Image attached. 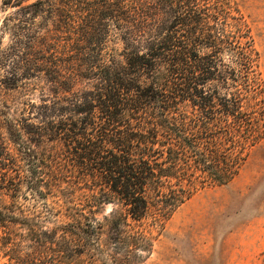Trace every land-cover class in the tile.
I'll return each mask as SVG.
<instances>
[{"label":"trees","instance_id":"1","mask_svg":"<svg viewBox=\"0 0 264 264\" xmlns=\"http://www.w3.org/2000/svg\"><path fill=\"white\" fill-rule=\"evenodd\" d=\"M226 9L222 0H0V85L41 78L47 92L32 105L38 123L10 124L29 184L66 169L88 204L121 206L105 216L111 244L143 249L145 230L128 220L162 225L198 189L229 183L264 138V97L252 39ZM61 229L63 242L78 236L75 251L100 249L103 225L84 213Z\"/></svg>","mask_w":264,"mask_h":264},{"label":"rangeland","instance_id":"2","mask_svg":"<svg viewBox=\"0 0 264 264\" xmlns=\"http://www.w3.org/2000/svg\"><path fill=\"white\" fill-rule=\"evenodd\" d=\"M222 1L252 39L264 97V0ZM43 86L41 78L25 79L13 89L0 85V264H264V138L247 150L229 183L198 189L162 225L151 217L128 220L131 227L145 230L147 247L116 248L105 216L122 211L120 205L88 204L83 182L66 169L29 184V157L11 125L19 127L23 118L38 123L31 111L42 94L46 97ZM36 150L40 156L51 152ZM80 213L103 225L97 251H75L76 234L60 240L62 226Z\"/></svg>","mask_w":264,"mask_h":264}]
</instances>
